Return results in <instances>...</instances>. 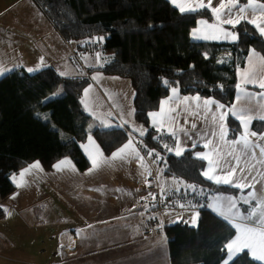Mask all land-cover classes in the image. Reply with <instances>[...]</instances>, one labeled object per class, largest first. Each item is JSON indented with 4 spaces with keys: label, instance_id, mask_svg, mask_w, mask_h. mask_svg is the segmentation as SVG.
Wrapping results in <instances>:
<instances>
[{
    "label": "trees",
    "instance_id": "trees-1",
    "mask_svg": "<svg viewBox=\"0 0 264 264\" xmlns=\"http://www.w3.org/2000/svg\"><path fill=\"white\" fill-rule=\"evenodd\" d=\"M36 1L65 40L109 57L105 64L87 70L89 74L99 72L130 82L133 118L147 127L142 145L161 155L164 176L230 195L237 192L205 181L201 175L204 163L192 157L193 151L166 154L162 141L169 137L150 128L147 115L157 109L170 88L230 106L235 73L243 66L247 51L255 49L264 55V39L253 27L245 22L234 27L236 43H203L193 41L190 32L198 18L212 20L207 10L182 14L166 0ZM88 84L87 77H63L51 67L33 73L20 68L0 77V198L14 191L10 176L34 161L49 170L68 157L79 170H86L89 163L79 143L89 133L106 155L128 140L120 127L89 132L92 119L81 102ZM58 91L61 94L55 95ZM226 124L234 138L238 123L228 117ZM251 127L259 131L264 123L253 122ZM163 231L170 264H221L226 257L224 246L235 234L226 220L205 208L199 210L196 226L177 222ZM230 264L259 263L243 251Z\"/></svg>",
    "mask_w": 264,
    "mask_h": 264
},
{
    "label": "crops",
    "instance_id": "crops-1",
    "mask_svg": "<svg viewBox=\"0 0 264 264\" xmlns=\"http://www.w3.org/2000/svg\"><path fill=\"white\" fill-rule=\"evenodd\" d=\"M166 1L181 13L179 9L171 3V0ZM217 2L218 0H213V6H216ZM241 3H246V0L241 1ZM207 11L211 14L212 20H208L204 17L198 18L195 26L190 32V38L193 41L203 43H236L237 40L225 39L223 36L219 39L194 38L193 31L198 28H204V26L200 24V21L206 20L209 24L217 23L212 12L210 10ZM195 12H185L182 14ZM241 22L249 24L247 21ZM249 25L264 39V36L260 35L254 25ZM221 27L228 32H234L232 30L234 28L232 25L223 24ZM19 41L26 44V47L16 46L15 43ZM9 42V45L1 47L5 49L11 46L14 50H19V48H21V52L23 53H38L27 40L16 41L15 39H10ZM252 50L253 49H249L247 51L243 66L236 70V86L233 101L230 106L235 104L237 108H241L248 106L254 107L257 104L256 100L245 103L246 98L243 93H240V99L238 100L239 90L237 89V84H241V86L250 93L257 94L264 92V89H260L252 84H242L241 77L238 75L239 72H242L248 67L247 58ZM97 58H99V56H97ZM4 62L8 64L6 67L3 66ZM254 63L257 62L254 61ZM46 64L55 65L57 67V64L52 63L50 59L46 61ZM90 64L89 67H83L82 72L76 76L88 78L89 84L82 92L81 102L85 112L89 116L90 114H96L98 116L96 117L98 119L91 118L93 126L91 128L88 126L89 132L94 128L110 129L120 127L126 130L125 132L128 134L129 138L120 147L106 155L103 153L95 138L89 133L86 139L79 143V149L89 163V167L83 171L76 167L72 159L66 157L55 162L49 170L43 169L39 163L40 167L38 169H32L29 174H25L23 181L26 183L23 187H17L16 183L13 182V177H16L17 183L21 182L19 175L21 171L38 161L27 164L17 173L11 175L9 179L14 186V191L4 199L0 198V222L5 220V211L13 212L16 218L23 222V230L19 232V236L23 231H27L24 233L27 237L25 241L20 242L17 248L13 250V252L17 253L18 261L15 260L16 262H14L11 258H3L0 264H170L167 240L163 229L156 232H145L144 222L150 212L154 210L157 189L155 184L147 183L146 181V173L149 169L155 171L157 186L169 197L178 195L183 197L184 210H170L159 213V220L163 228L177 222L186 223L193 227L196 226L199 210L201 208H205L218 215L212 207L208 206L212 204L213 206L223 207L225 205L224 200L217 198L228 196L235 197L241 213H246L249 207V205L244 204L240 198L246 195L251 189L245 188L243 192H241L239 188L224 184L218 185L208 180L203 173L208 170L209 161L197 156V153L210 154L212 145H209V148H205L204 144L206 140L211 139L214 144L218 146L220 154L228 161L234 163L233 157L227 155L229 152H233L234 155L241 156L242 165L245 160L255 163V161H251L250 156L243 151L242 145H233L229 143V141L237 139L243 131L240 121L237 120L231 112H229L224 120L227 129L225 140L220 141L218 137L209 135L217 130V126L212 120V112L219 115L228 111L230 106L225 105V109L217 110L215 105H211L212 112L205 114L203 108H198L197 105H202L204 100L212 98L199 95H183L178 90L176 98L170 101L168 105H165L166 109L169 107L176 108V112L171 113V115L175 117L174 121L165 120V127L157 131V127L153 126V118L147 115L149 127L156 130L161 135L169 137L167 141H162L163 145L167 144L169 148L173 149L169 151L164 147L166 154L178 156L176 155L177 139L171 134L172 131H175L180 142V147L183 149L182 154L186 151H193L192 157L204 163L201 175L205 181L218 187L231 188L237 192L234 195H230L203 186L195 187V190H193L188 187V184L183 180L163 175L162 165L164 162L161 161V155L157 157L154 152L152 156H149L147 154L149 149H145L141 143V137L147 134V127L134 120L133 111L131 112L132 115L127 114V116L124 117L125 119H123L116 112L117 109H113L107 102L108 99L103 95L105 93L108 98H112L116 93L120 95L125 93L132 105L134 92L130 82L118 77L105 76L99 72L89 74L87 70L101 66L98 65L99 63ZM34 66L35 61H33L31 68H34ZM47 67L51 66L43 68ZM257 67L259 68L258 63ZM6 68L10 69L7 70ZM12 68L10 61L2 59L0 61V72H3V74H0V76L2 77L9 73ZM20 68L25 70L24 67H19V69ZM53 69L58 73L55 68ZM58 74L61 75L60 73ZM259 75L264 76V69L259 70ZM93 77H96V79H93ZM86 89L91 91L87 98L84 97ZM171 89L172 88H170L167 95L159 101L157 109L151 112H158L160 110L161 101L173 95ZM184 97L189 98L186 103L183 100ZM193 97H199L200 100H192L191 98ZM93 99L102 103V112L92 104ZM260 103H264V101H260ZM107 110L112 117L109 120H106ZM119 112L121 114V111ZM228 117H231L239 125V132L234 138L229 136L226 124ZM253 122L264 123V121L258 118L254 119L249 126L251 131H255L251 127ZM193 123L196 124L195 129L191 126ZM181 127L187 130V136L184 132L180 131ZM134 129H145L146 131L145 134L141 136L140 132L134 131ZM255 132L264 134V127ZM130 133H132V135H129ZM89 137H91V141H94V143L89 140ZM130 138L133 140L136 149L139 150V154L143 157V160L131 154L123 160L114 159L111 160L110 164L101 165L99 168L89 171L93 168V159L99 161L101 159L111 158L112 153L127 144ZM251 139L257 140L258 143L264 145V141H260L257 137H252ZM193 144H195V147H193ZM96 146H98L99 151H97ZM255 151L259 159V148L255 149ZM99 153L103 154L102 157ZM211 158L215 159V154H211ZM62 160L70 161L71 164L66 167L62 166L63 170L58 171L54 165ZM261 173H264V165L255 164L252 175L259 181V183L255 184L257 195L264 194V175H261ZM213 174L218 175L221 173L217 171ZM237 175H239V172H237ZM14 194L17 195H15L13 199L12 197ZM199 196L201 200L196 199L193 201L195 197L198 198ZM191 199L192 202H190ZM235 222L240 221L236 220ZM234 230L235 236L236 229L234 228ZM14 236L15 235L12 233L9 238V245H11L10 239L14 238ZM2 242L6 245L5 241ZM245 252H247V250H245ZM247 254L252 259L248 252ZM223 261L221 264H223Z\"/></svg>",
    "mask_w": 264,
    "mask_h": 264
},
{
    "label": "snow or ice",
    "instance_id": "snow-or-ice-1",
    "mask_svg": "<svg viewBox=\"0 0 264 264\" xmlns=\"http://www.w3.org/2000/svg\"><path fill=\"white\" fill-rule=\"evenodd\" d=\"M171 3L179 9L181 13L185 12H195L199 10H210L212 15L215 17L217 23L209 24L208 21L202 20L200 24L204 26L203 29H195L193 31V36L196 39H219L221 36L225 39H231L233 41L238 39V36L234 32H228L221 27L223 24H229L235 27L237 24H240L241 21H247L249 24L255 26L259 31L261 36H264V2L261 0H246V3H241V0H218L216 6H213V0H171ZM103 39V37L99 38ZM248 67L239 72L238 75L241 77V82L244 85L252 84L264 89V76L259 75V70L264 69V55L256 52L253 49L248 55ZM259 65L257 67V63ZM223 62V61H221ZM29 72L35 71V69L29 68ZM2 74V72H0ZM96 79V77H93ZM166 86H170L168 81H164ZM238 97L240 99V93H243L246 100L245 103H250L252 100H256V106H248L237 108L236 105L230 106L228 111H225L219 115L215 112H212L211 105H215L217 110L225 109V105L220 104L219 102L207 99L202 102V105H197L198 108L202 107L205 114L212 112L213 123L216 124L217 130L213 131L209 135L216 136L220 141H224L227 129L224 123L225 117L231 112V114L240 121L243 131L237 139L229 141L233 145H242L243 151L250 156L251 163L249 160H245L243 165L241 164V156L234 155L233 152H229L227 155L233 157V161H228L224 158L218 151V146L214 144L213 140H206L204 147L209 148V145H212L210 154L197 153V156L202 159H207L209 161V168L203 173V175L214 183L220 185H229L232 187L239 188L241 192L245 188L251 189L247 192L246 195L242 196L240 200L249 205L246 213H241L237 199L235 197H223L217 199H223L225 205L223 207L213 206L209 204V207H212L214 211L217 212L224 220H226L233 228L236 229V235L232 238L224 247L227 250V257L224 259L223 264H230L233 261L234 257L240 252L247 250L251 255L252 259L259 262V264H264V194L257 195L255 184L259 183L256 180V177L252 175L253 170L255 169V164L264 165V145H261L257 140L251 139L252 137H257L260 141H264V134H258L255 131L250 130V124L254 119H259L264 121V92L261 93H250L241 84H237ZM173 95L168 97L166 100L161 101L160 110L158 112H150L148 115L153 118V126L157 127V131H160L161 128L165 127V120L174 121L175 117L171 113L176 112L175 107L165 108V105H168L170 101L174 100L178 94L177 88H172ZM88 89L85 90L87 94ZM192 100H200L199 97H193ZM184 102L186 103L189 98L184 97ZM132 115V113H129ZM126 123V121H125ZM192 128H196V124L193 123ZM134 131H139L140 135L145 134V129H134ZM180 131L184 132L187 136L188 132L183 127L180 128ZM171 134L174 138L177 139L176 144V155H181L183 149L180 147V142L176 136V132L172 131ZM191 138V137H189ZM91 141V137H89ZM94 143V141H91ZM142 143V142H141ZM97 151H99L98 146ZM146 147V146H145ZM169 151H172V148H169L167 144L164 145ZM195 147V144H193ZM259 148L260 158H257L255 149ZM155 152L154 149L148 150L147 154L152 156ZM134 154L140 160H143V157L140 156L139 150L136 149L133 144V140L130 138L128 143L119 148L116 152L112 153V157L109 159H101L99 161L93 159V168L89 171H92L96 168H99L101 165H107L111 163V160L114 159H125L128 155ZM211 154H215V159L211 158ZM102 157V153H99ZM158 157L159 154L156 153ZM70 161L62 160L58 162L54 167L59 171L63 170L62 166L70 165ZM40 167L39 162H35L30 165L28 168L21 171L20 179L21 182H16V177H13V182L16 183L17 187L25 186V181L23 177L25 174H29L32 169H38ZM74 170V168H73ZM221 174H213L215 172ZM239 172V175H237ZM264 175V173H261ZM188 187L195 190L194 185H188ZM13 195V199L15 198ZM151 195V194H149ZM239 220L240 222H235Z\"/></svg>",
    "mask_w": 264,
    "mask_h": 264
},
{
    "label": "rangeland",
    "instance_id": "rangeland-1",
    "mask_svg": "<svg viewBox=\"0 0 264 264\" xmlns=\"http://www.w3.org/2000/svg\"><path fill=\"white\" fill-rule=\"evenodd\" d=\"M50 23L51 21L36 0H0V61L2 59L10 61L13 68L9 72L19 69V67H24L27 73H33L34 71L29 72L28 69L32 67V63L35 61V66L32 68L35 71L51 66L62 76L76 77L82 72V68L89 67L90 63H99L98 65L106 63L108 56L102 55L103 53H91L79 48L78 43L65 40L54 25ZM10 39H15L16 41L27 40L38 53H23L21 48L14 50L11 46L5 49L1 47L9 45ZM15 45L26 47V44L20 41L15 43ZM49 59L52 63L57 64V67L46 64ZM7 65L4 62L3 66L6 67ZM90 93L91 91L88 89L87 94L84 93V97H89ZM60 94L61 92L58 91L55 95ZM103 95L108 99L109 105L113 109H117L116 112L123 119L133 111L131 102L125 93L121 95L116 93L112 98H108L105 93ZM92 104L99 111H103V105L98 100L95 101L93 99ZM119 111H121V114ZM90 117L95 119L98 116L90 114ZM111 118V114L107 110L106 120ZM92 126L93 123L89 125V128ZM4 215L5 220L0 222V262H2L3 258H11L16 262L15 260L18 261L17 253L13 252V250L17 248L20 242L26 240L27 236L24 233L27 231H23L19 236V232L23 230V222L19 221L13 212L5 211ZM12 233L15 236L10 239L11 245H9V238ZM2 241H5L6 245Z\"/></svg>",
    "mask_w": 264,
    "mask_h": 264
},
{
    "label": "built area",
    "instance_id": "built-area-1",
    "mask_svg": "<svg viewBox=\"0 0 264 264\" xmlns=\"http://www.w3.org/2000/svg\"><path fill=\"white\" fill-rule=\"evenodd\" d=\"M161 161H163L162 158ZM146 181L147 183L155 184L157 187L154 210L150 212L144 222L145 232L150 233L163 229V225L159 220V213L170 210H184V206L183 197L181 195L169 197L162 189L157 186V178L153 169L147 170ZM196 199L201 200V197L199 196L194 200Z\"/></svg>",
    "mask_w": 264,
    "mask_h": 264
},
{
    "label": "bare ground",
    "instance_id": "bare-ground-1",
    "mask_svg": "<svg viewBox=\"0 0 264 264\" xmlns=\"http://www.w3.org/2000/svg\"><path fill=\"white\" fill-rule=\"evenodd\" d=\"M184 194V193H183ZM185 197H187V196H185ZM187 198H189V197H187ZM196 198V197H195ZM198 200H200V199H198ZM188 201V200H187ZM190 201V200H189ZM193 201H195V200H193ZM190 202H192V199H191V201ZM195 203V202H194ZM198 203V202H197ZM200 203V202H199ZM202 203V202H201ZM203 206V205H202Z\"/></svg>",
    "mask_w": 264,
    "mask_h": 264
}]
</instances>
